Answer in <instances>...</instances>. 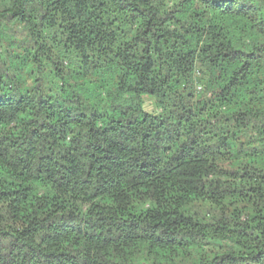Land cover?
Returning <instances> with one entry per match:
<instances>
[{
    "label": "trees",
    "instance_id": "16d2710c",
    "mask_svg": "<svg viewBox=\"0 0 264 264\" xmlns=\"http://www.w3.org/2000/svg\"><path fill=\"white\" fill-rule=\"evenodd\" d=\"M0 264H264V0H0Z\"/></svg>",
    "mask_w": 264,
    "mask_h": 264
}]
</instances>
